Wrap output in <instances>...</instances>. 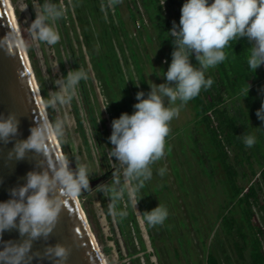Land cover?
<instances>
[{
    "label": "clouds",
    "instance_id": "9594fccd",
    "mask_svg": "<svg viewBox=\"0 0 264 264\" xmlns=\"http://www.w3.org/2000/svg\"><path fill=\"white\" fill-rule=\"evenodd\" d=\"M159 1L163 6L167 4ZM177 1L182 7L177 16L179 25L173 21V27L168 31L174 50L167 72L163 74L166 82L150 83L147 98L143 91L137 92L138 102L133 105L135 111L131 115L122 113L111 123L109 141L113 147L109 155L119 162L120 167L113 172L111 184H100L104 179L99 177L102 180L96 189L107 194L109 212L120 219L126 218L127 212L117 210L118 202L124 199L126 193L129 196L133 192L139 193L152 177L151 165L165 156L170 121L179 115V108L165 106V100L169 105H174L177 100L182 105L187 104L202 89H208L213 80L205 78V71L226 59L224 49L234 40L247 38L250 42L247 64L253 73L261 65L264 69V0H212L211 3L209 0ZM121 2L108 0L109 6ZM135 8L140 11V8ZM65 9L63 0L62 7L45 0L29 25L30 35L39 42L57 44L60 35L50 22L63 18ZM28 47V42L12 28L0 38V49L9 54ZM193 56L199 68L191 63ZM87 79L88 74L84 69L69 70L66 78L54 82L58 90L44 101L42 110H56L58 105L69 104L79 82ZM136 86L139 87V82H136ZM250 88L251 85L247 83V95ZM256 116L264 122V101L257 109ZM29 131L26 139L15 140L8 152V159L23 160L32 153L35 169L39 170L29 171L25 183L11 188L10 198L0 202V264H33L34 260L38 264H43L44 260L51 261V264H67L71 247L59 242L49 244L47 241L59 222L64 202L75 201L83 192L91 191L90 181L99 178L90 180L92 172L88 165L75 160L73 168V160L54 150L56 141H65L66 125L63 120L52 122L46 118L39 119ZM19 134L17 115L0 114V142L12 143ZM243 142L247 147H252L256 139L252 135H244ZM165 171L161 168L159 174L163 175ZM121 175L125 181L123 184ZM129 181L133 184H129ZM140 199L135 202L136 209ZM142 214L150 227L162 226L169 215L167 208L161 204ZM12 230L18 232L20 239L4 240L3 234ZM40 240L46 242L43 252L33 251L34 242ZM146 254L150 259L149 253H145L144 259H147Z\"/></svg>",
    "mask_w": 264,
    "mask_h": 264
},
{
    "label": "rangeland",
    "instance_id": "374dc122",
    "mask_svg": "<svg viewBox=\"0 0 264 264\" xmlns=\"http://www.w3.org/2000/svg\"><path fill=\"white\" fill-rule=\"evenodd\" d=\"M15 2L21 12L22 23L26 30L29 47L34 56V63L43 74V83L45 84L47 99L52 92L58 90L54 82L57 79L66 78L69 70L82 68L87 72L88 79L86 81H80L82 87L79 85L76 87L74 98L69 104L62 106L58 105L56 110L48 108L45 112L49 121L55 122L56 120H63L65 122V141L63 143L56 141L62 151V155L73 160L72 163L74 168L75 160L88 165L92 172L90 180L102 177L104 173L109 172V176L101 181L100 184H111L113 172L120 167L119 162L115 161V158L110 157V151L105 146V140L100 143L102 146L100 147L101 149L96 148L88 122L89 118H95L99 128H101V123L103 124L107 141L112 148L113 146L109 141V137L112 132L111 121L116 119L119 115V112L115 109L116 104H120L122 107L120 114L127 112L131 115L133 111L129 108L134 109L133 105L138 102L135 100L136 93L139 91L144 92V89V93H146V90L149 92L150 83L160 84L159 80L154 78L151 74L149 75L148 68L150 64H148V61H153V55H155V58L158 57L157 59L159 60L160 55L158 52L160 48H165L166 51L167 45L165 40L171 38L169 33L162 28H160L159 31L154 28V31H157V33H153L151 30L149 31V29H147L145 32L148 33L147 36L151 42H144L143 35L138 37L136 32L133 31V39H139L143 43L142 45L140 42L143 48L137 43L133 49V57L131 56L129 47H126L125 44L123 46L125 50L122 56L119 48L114 49V52H116L115 58L111 55L110 61L107 63L108 71H106L107 80L109 81V86L107 87L104 77L98 72L97 67H95L97 65L100 67V65H96L94 62L90 61V55L99 53V51L94 48L95 44L90 41L91 39L88 40L87 38L89 35L91 37L90 32L92 31L90 30V25L87 28L85 26L84 28L81 27L77 21L75 12L70 14L69 18L67 17L68 15L64 17V25L62 23L61 25L59 20L50 22L51 26L58 31L60 40L55 45H48L35 40L29 32V25L35 19V12L39 10V0H15ZM44 2L45 0H43V3ZM78 2L79 1H76L75 3L77 4ZM151 2L152 0H147L146 5L154 12L155 15L153 14V19L157 21L158 14L155 13ZM140 11L142 10L140 9ZM16 24L19 29L17 19ZM18 31L20 32V29ZM246 44H248V41ZM26 50L27 49H25V51ZM106 57H108V55H106ZM165 57L170 59L171 63L172 58L167 52ZM113 58L115 60L117 59L118 68ZM133 65L136 66L139 73ZM103 71V68H101V72ZM129 77H131L130 79H132V82H129ZM142 81L146 83L145 86H143V84L141 85ZM136 82H139V87L136 86ZM114 95L118 96L117 102H114ZM42 102L44 103L43 97ZM168 107L170 106L168 105ZM107 109L112 113V118L106 112ZM181 110L180 114L187 119H181L182 122H180L179 116L172 119L171 125L174 126L172 134H179V138L183 139L184 142L189 145L191 154H193L197 160L199 159L200 162L202 160L196 154V150L193 146H190L192 143L190 138L191 129H184L181 131L180 125H194L195 134L193 137L201 143L206 142V135L196 121L193 109L191 110L188 106H181ZM99 120L101 121L100 123ZM168 137H170V134ZM166 148L172 153L167 150L164 158L151 165L152 184L155 186V189L160 191V194H157L155 199L150 202L151 209L148 208V211L150 212L157 207L158 204H161L167 208L169 213L162 226H148L150 229L155 230L154 233L157 237H162L164 239V248L159 250L161 257L158 262H154L153 254L151 253L153 248L148 243L147 235L144 231H140V233L141 241H143L145 249H142L138 244L135 233L130 234L132 244L127 243L123 239V235H125L124 231L126 230V228L123 227L127 225L128 228L130 225L129 223H122L118 220V217H114L109 212V199L107 194L101 193L95 186L91 191L86 193L83 192L80 195V201L77 199L81 212L83 213V210L87 212V220L85 219V221L93 235L103 263L171 264L173 263V259L169 257L167 252L174 255L175 248H171V246H175L178 248L177 251H180L183 255L181 256L182 260L177 264H189L192 261L191 256L194 262L199 264L198 262L200 259L209 253H212L216 257L219 264H250L246 251H242L240 253L241 257H239V250L236 246V242L239 246L238 239L235 240L233 238L235 237V228L232 234L229 235L224 227L227 219V212L233 215L234 212H237V207L234 206L235 202H233V200L228 202V193H225L223 187L219 184L220 182L218 183V178L221 177V173L216 171L215 175L218 177L216 178L217 183L212 189L209 185V182H212V174L208 173L210 172L209 168L212 164H210L208 160H206L207 165L205 166L208 170L207 172L199 163L197 165L195 161L190 159V152L188 150L186 151L187 153L184 152L185 155L182 153L184 149L181 148L180 140L177 139L175 143H170L169 141ZM201 151L203 150L201 149ZM207 157L210 158V154H207ZM158 164L163 169H166L165 176L156 175ZM120 178L124 181L122 175ZM128 183H131V181ZM127 197L129 198L128 202L123 199L118 202L117 210L129 211L133 215L137 227L143 229V225H146V222L143 220V224L139 216L143 218L141 207L145 200L143 197H140V199L136 192H133L131 196L127 194ZM138 199L140 200L136 209L135 202ZM228 203L230 204L228 205ZM219 207L220 211L218 212ZM254 213V220L257 221L259 226L264 230L263 213L259 212L257 209ZM180 222H182L181 226H179ZM128 230L131 229L129 228ZM196 231L199 232L195 234ZM185 249L186 253L183 252ZM145 253L151 255L148 262L144 259ZM173 258L175 257L173 256Z\"/></svg>",
    "mask_w": 264,
    "mask_h": 264
},
{
    "label": "trees",
    "instance_id": "16d2710c",
    "mask_svg": "<svg viewBox=\"0 0 264 264\" xmlns=\"http://www.w3.org/2000/svg\"><path fill=\"white\" fill-rule=\"evenodd\" d=\"M63 1L65 2L66 9L63 18L59 19L60 24L62 23L64 25V17L68 15L67 17L69 18L70 14L75 12L77 21L81 27L84 28L85 26L87 28L89 25L91 26V37L89 35L87 38L88 40L91 39L90 41L95 44V50H98L99 53L96 55L89 54L91 58L90 61L94 62L96 65H100V67H98V65L95 67H97L98 72L104 77L105 84L108 87L109 81L107 80V63H109L111 55L115 58L116 52H114V47L119 45V43L122 44V42L119 35L116 34L111 37V33H108L110 30L113 32L115 31L114 22L111 21V23H106L105 21L103 22L104 19L100 20L96 17V7H98L102 2H105V0ZM76 1L79 2L76 4ZM126 1L131 4L133 9L134 6L138 8L141 7L143 9L142 16L137 12H134V10H131L129 14V25L133 27L134 30L137 27L135 30L137 35L140 34L141 36L147 29L151 30L153 33H157L160 28L169 33L168 31L173 27V21L179 25L177 16L178 13H180L182 6L179 5L177 0H163L167 3L164 6L159 0H154V2L152 0L151 5L154 8L155 13L158 14L157 21H154L153 19V16L155 15L154 12L146 5L147 0ZM50 2L62 7V0H50ZM10 3L15 17L18 20L21 35L23 39L28 42L26 30L21 19V12L17 3L15 0H10ZM39 4L42 5L43 0H39ZM168 12H170V14ZM137 22L139 23V26L136 25ZM154 28H156L157 31H154ZM148 41L151 42L150 39L146 42ZM247 41L248 40L246 38V42ZM246 42L245 38H241L238 41H231L224 49L226 59L217 66L209 68L205 71V78H211L213 80V84L208 89H202L199 95L190 100L187 104L182 105L181 102L177 100L174 105H169L167 100H165V106L169 105L170 107L179 108L178 116L180 118V122H182L181 119H187L185 116L180 114L182 111L181 106H188L191 110L193 109L196 121L206 135V142L201 143L199 140L194 139L195 137H192L195 134L194 125H180V129L184 130L191 128L192 136H190V138L192 143L190 146L194 147L196 154L203 162H199V159L197 160L194 155L191 154L189 145L184 142L183 139L179 138L180 136L178 137L177 133L172 134V131L169 133L170 137H166L165 152L169 150L166 148L168 142L170 141V143H175L178 139L180 140L181 148L184 149L182 153L185 155L188 150L190 152V159L195 161L197 165L199 163L207 172L208 170L205 166L207 165L206 160H208L210 164H212L209 168L210 172H208L212 174V182H209L212 189L217 183L216 178L218 177L215 175L216 171L221 173V177L218 178V183L220 182L219 184L223 187L225 193H228V202L233 200V202H235L234 206L237 207V212H234L233 215L228 214V212L226 214L227 219L224 226L226 228V232L231 235L233 229L235 228V237L233 238L235 240L238 239L239 246L237 242L236 246L239 250V257H241L240 253L242 251H246L248 253L250 264H264V230L259 226L258 222L254 220V211L256 209L263 213L264 217V122L260 121L256 116L257 109L260 108L261 102L264 101V69L262 65L255 73L249 69L247 58L250 54L251 44L249 41L248 44H246ZM165 43L167 45V49L165 51V48H160V51L158 52L160 55L159 60L157 59L158 57L155 58V55H153V61L150 60L148 63L150 64L148 68L149 75L151 74L159 81L164 80L163 74L164 72H167V70H165L166 66L164 68V63H166L167 67L170 65V59H167L165 54L167 52L172 58L171 53L174 50L172 37L165 40ZM26 49L34 72L35 80L38 84L40 96L41 98L43 97V101H46L47 93L45 90V84L43 83V74L40 70H38L36 64L34 63V56L31 48L28 47ZM106 55H108V57H106ZM116 60L114 59V62L118 68ZM191 63L196 68L200 67L194 56L191 58ZM101 68H103V72H101ZM130 82H132V79H130ZM79 83V86L82 87L81 82ZM159 83L161 84L163 82ZM247 83L251 85L248 95L246 92ZM142 84L143 86L146 85L143 81L141 82V85ZM146 93L148 94L147 90ZM146 93L145 97L147 98ZM117 98V95L113 96L114 102H117ZM121 108L120 104H116L115 109L119 112L116 119H118L121 115ZM129 109L134 112V109ZM106 112L112 118V113L108 111V109ZM88 122L96 148L101 149L100 147L102 146L100 143L105 140V146L109 151H111L103 124L101 123V128H99L96 119L93 117L89 118ZM100 122L101 121L99 120V123ZM171 123L172 122L170 121V125ZM244 135L254 136L256 143L252 147H247L243 142ZM201 149L203 151H201ZM170 153L172 152L170 151ZM207 154H210V158L207 157ZM253 163L258 166V172L253 170ZM257 173V177H255L250 184L249 175L254 177ZM80 199L81 196L78 200L80 201ZM229 204L230 203H228V205ZM219 211L220 207L218 212ZM86 213V210H83V215L87 220ZM118 220L124 224L129 223L130 225L131 230H128L127 225L123 227L126 228L125 231L123 230L125 234L123 235V239L127 243L132 244L130 234L135 233L138 244L142 249H145V245L136 231V227L131 218V213L127 211V217L124 219H120L118 217ZM146 258L148 259V255ZM201 264L219 263L216 257L212 253H209L203 257Z\"/></svg>",
    "mask_w": 264,
    "mask_h": 264
},
{
    "label": "water",
    "instance_id": "95a60500",
    "mask_svg": "<svg viewBox=\"0 0 264 264\" xmlns=\"http://www.w3.org/2000/svg\"><path fill=\"white\" fill-rule=\"evenodd\" d=\"M17 27L10 0H0V38H3L10 28L20 34ZM42 105L26 51L14 50L9 54L0 49V114L6 116L8 113H15L19 119L20 133L12 143L0 142V202L8 200L9 190L25 183L26 174L35 169L36 162L32 159V153L23 160H9L8 152L13 148L15 140H23L30 135L29 130L36 120L48 119ZM53 148L62 154L57 142ZM71 167L74 168L73 163ZM101 180L102 178L90 181V187H94ZM3 239L19 240L20 237L16 230H12L6 231ZM57 242L72 249L67 264H104L77 200L64 202L59 222L47 241L49 244ZM45 246V241H36L33 251L43 252ZM33 264L38 262L34 260ZM43 264H51V261L44 260Z\"/></svg>",
    "mask_w": 264,
    "mask_h": 264
},
{
    "label": "crops",
    "instance_id": "0c3cea01",
    "mask_svg": "<svg viewBox=\"0 0 264 264\" xmlns=\"http://www.w3.org/2000/svg\"><path fill=\"white\" fill-rule=\"evenodd\" d=\"M96 9H97L96 17L98 19H100V20L104 19L103 22L105 21L106 23H111V21L114 22L115 31L113 32L112 30H110L108 33H111V37L116 35V34L119 35V38L121 39V42H122V44L119 43V45H116L114 47V49L119 48L121 54H123V52L125 50L123 46L125 44L126 47H129V50L131 52V56L133 57V49L137 45V43L140 44L141 41L137 38L133 39V37H134L133 31L136 32L135 30L137 28L134 30V28L129 25V23H130L129 14H130L131 10H134V12H137L138 14H140L142 16L143 11L136 10L135 6L133 9L131 7V4H129L126 0H122L121 3L115 4L112 6H109L108 0H105V2H102L98 7H96ZM140 9L143 10L141 7H140ZM147 34L148 33H146V32H144L142 34L144 42L149 40ZM138 37H141L140 34H138ZM142 45H143V43H142ZM142 45L140 44L141 48H143ZM153 58H154V56H153ZM165 66H166V68H165ZM133 67L137 70L136 66L133 65ZM164 68H165V70L168 69L166 63H164ZM137 72H138V70H137ZM159 77H161V76H159ZM130 78L131 77H129V80H130ZM164 81H166L165 77H164L163 81L160 80V82L165 83Z\"/></svg>",
    "mask_w": 264,
    "mask_h": 264
},
{
    "label": "flooded vegetation",
    "instance_id": "af4514ba",
    "mask_svg": "<svg viewBox=\"0 0 264 264\" xmlns=\"http://www.w3.org/2000/svg\"><path fill=\"white\" fill-rule=\"evenodd\" d=\"M184 2H185V0H184ZM212 2V0H209V3H211ZM171 127V131L173 130V127L174 126H170ZM191 129V128H190ZM181 131H183L182 129H181ZM190 136H192L191 135V130H190ZM178 137H179V134H178ZM193 137V136H192ZM255 162V161H254ZM160 168H162V167H160V165L158 164V170L156 171V175H159V176H165V173H166V171H165V173L163 174V175H160L159 174V170H160ZM165 169V168H164ZM253 170L254 171H256V172H258V166L256 165V164H254L253 163ZM257 175H258V173L254 176V177H251L250 175H249V177H250V184H251V182L255 179V177H257ZM109 176V172H107V173H104L103 175H102V178L103 179H105L106 177H108ZM92 181H94V180H92ZM151 182V183H150ZM152 179H149V180H147L146 182H145V186L143 187V189H141L140 190V192L139 193H137V195L139 196V198L142 196L143 198H144V200H145V202L143 203V206L141 207V213H143V212H145V211H148V208H150L151 209V207H150V202L151 201H153L154 199H155V197H156V195L157 194H160V191L158 190V189H155V186L152 184ZM121 183L123 184L124 183V181L123 180H121ZM99 184V183H98ZM129 184H133V182H131V183H129ZM147 184H148V186H147ZM96 186V185H95ZM95 186L94 187H92V189L93 188H95ZM156 191V192H155ZM144 195H145V197H144ZM124 201L126 200L127 202L129 201V198L127 197V194H125V197H124V199H123ZM129 208V207H128ZM144 209V210H143ZM219 210V209H218ZM149 212V211H148ZM143 215V214H142ZM131 218H132V220H133V223H134V225H135V227H136V231L138 232V234H139V237H140V239H141V235H140V231H141V227H137V225H136V223H135V220H134V217H133V215L131 214ZM139 218H140V220H141V222L144 220V218H141L140 216H139ZM146 222V221H145ZM143 224H144V221L142 222ZM171 223V222H170ZM181 224H182V222H180L179 223V226H181ZM147 228V229H146ZM145 233H146V235H147V240H148V243L151 245V247L153 248V251L151 252L152 254H153V259H154V262H158L159 260H160V257H161V255L159 254V250L160 249H162V248H164V239L162 238V237H157V235H155V233H154V229H150V227H148V225H147V223H146V225H143V229H142ZM199 231H196L195 232V234H197ZM172 247H174L175 248V254L173 255L172 253H170V252H167L168 253V255H169V257L171 258V259H173V263H171V264H177V263H179L181 260H182V258H181V256H183L182 255V253H180V251H177L178 250V248H176L175 246H171V248ZM193 250H194V247H193ZM195 251V250H194ZM184 253H186V249L183 251ZM173 256L175 257V258H173ZM191 258H192V261L189 263V264H197L196 262H194V259H193V257L191 256ZM202 259L203 258H201L200 259V261L198 262L199 264H201L202 263Z\"/></svg>",
    "mask_w": 264,
    "mask_h": 264
},
{
    "label": "bare ground",
    "instance_id": "6f19581e",
    "mask_svg": "<svg viewBox=\"0 0 264 264\" xmlns=\"http://www.w3.org/2000/svg\"><path fill=\"white\" fill-rule=\"evenodd\" d=\"M18 29V28H17ZM19 32V31H18ZM58 150V149H57ZM58 152L60 153V151L58 150Z\"/></svg>",
    "mask_w": 264,
    "mask_h": 264
},
{
    "label": "built area",
    "instance_id": "2783aa9c",
    "mask_svg": "<svg viewBox=\"0 0 264 264\" xmlns=\"http://www.w3.org/2000/svg\"><path fill=\"white\" fill-rule=\"evenodd\" d=\"M137 26H138V24H137Z\"/></svg>",
    "mask_w": 264,
    "mask_h": 264
}]
</instances>
